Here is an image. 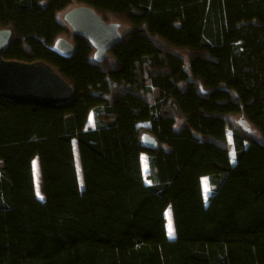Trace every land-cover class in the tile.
<instances>
[{"label": "trees", "instance_id": "trees-1", "mask_svg": "<svg viewBox=\"0 0 264 264\" xmlns=\"http://www.w3.org/2000/svg\"><path fill=\"white\" fill-rule=\"evenodd\" d=\"M79 5L121 25L104 61L64 19ZM5 28V59L75 94L0 99V264H264V0H0Z\"/></svg>", "mask_w": 264, "mask_h": 264}, {"label": "water", "instance_id": "water-1", "mask_svg": "<svg viewBox=\"0 0 264 264\" xmlns=\"http://www.w3.org/2000/svg\"><path fill=\"white\" fill-rule=\"evenodd\" d=\"M64 19L74 34L87 38L93 44L97 61H104L108 51L123 38L119 23L106 21L88 5L71 8L65 13ZM11 37V29H0V99L43 105H59L71 101L75 94L74 87L53 66L43 61L28 63L3 57ZM52 49L69 57L74 51V45L60 37ZM143 142L150 148L158 146L157 140L148 133L143 135Z\"/></svg>", "mask_w": 264, "mask_h": 264}, {"label": "rangeland", "instance_id": "rangeland-1", "mask_svg": "<svg viewBox=\"0 0 264 264\" xmlns=\"http://www.w3.org/2000/svg\"><path fill=\"white\" fill-rule=\"evenodd\" d=\"M240 121H243V120L241 119ZM88 125L91 126V127L94 126V119H93V114L92 113L89 116ZM242 125L246 129L250 130V132L258 135V132H256L251 126H249L248 123L243 122ZM58 126H59L60 130L62 131V127H61L60 123H58ZM73 144H74V152H75V157H76L77 166H78V178H79L80 186L82 187L83 186V179H82V172H81V165H80L77 141L74 140ZM142 160H143V169H144L145 175L147 176L148 173H149V168H148V159H147V155L146 154L142 155ZM33 169H34V176H35V181H36V186H37V193H38L39 197L42 198V193L40 191L41 174H40V168H39L38 159L34 160ZM146 181H147V183L150 182L148 178L146 179ZM202 181H203V186H204L205 197L207 199L209 194H210V186H209V183H208V178L207 177H203ZM166 216H167V221H168V232H169V227L170 226H171V230H172V234L171 235L169 234V236L171 238H174L175 237V228H174V225H173L174 223H173L172 212H171L170 208L167 209Z\"/></svg>", "mask_w": 264, "mask_h": 264}, {"label": "snow or ice", "instance_id": "snow-or-ice-1", "mask_svg": "<svg viewBox=\"0 0 264 264\" xmlns=\"http://www.w3.org/2000/svg\"><path fill=\"white\" fill-rule=\"evenodd\" d=\"M169 234H172L171 226L169 227Z\"/></svg>", "mask_w": 264, "mask_h": 264}, {"label": "bare ground", "instance_id": "bare-ground-1", "mask_svg": "<svg viewBox=\"0 0 264 264\" xmlns=\"http://www.w3.org/2000/svg\"><path fill=\"white\" fill-rule=\"evenodd\" d=\"M174 225V224H173Z\"/></svg>", "mask_w": 264, "mask_h": 264}]
</instances>
